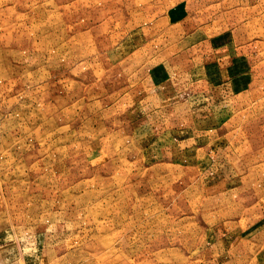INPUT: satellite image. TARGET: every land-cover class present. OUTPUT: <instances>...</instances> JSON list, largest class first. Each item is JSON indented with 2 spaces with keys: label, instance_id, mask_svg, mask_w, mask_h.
I'll return each instance as SVG.
<instances>
[{
  "label": "rangeland",
  "instance_id": "374dc122",
  "mask_svg": "<svg viewBox=\"0 0 264 264\" xmlns=\"http://www.w3.org/2000/svg\"><path fill=\"white\" fill-rule=\"evenodd\" d=\"M0 264H264V0H0Z\"/></svg>",
  "mask_w": 264,
  "mask_h": 264
},
{
  "label": "crops",
  "instance_id": "0c3cea01",
  "mask_svg": "<svg viewBox=\"0 0 264 264\" xmlns=\"http://www.w3.org/2000/svg\"><path fill=\"white\" fill-rule=\"evenodd\" d=\"M227 62V61H226ZM229 67H222L221 66V72H222V74L224 75V73L223 72H225V74H226V76L225 77H227L228 75H227V73H229ZM223 87H224V89H225V84L223 85Z\"/></svg>",
  "mask_w": 264,
  "mask_h": 264
}]
</instances>
